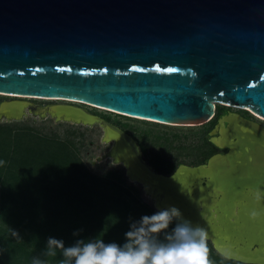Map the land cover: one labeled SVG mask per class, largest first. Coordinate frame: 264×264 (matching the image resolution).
<instances>
[{
  "label": "water",
  "instance_id": "1",
  "mask_svg": "<svg viewBox=\"0 0 264 264\" xmlns=\"http://www.w3.org/2000/svg\"><path fill=\"white\" fill-rule=\"evenodd\" d=\"M0 94L70 100L3 101L0 123L99 126L110 148L97 162L121 166L156 210L205 228L227 260L264 264L262 125L221 116L208 135L227 152L164 176L127 134L65 104L171 127L204 126L222 104L264 120V0H0Z\"/></svg>",
  "mask_w": 264,
  "mask_h": 264
},
{
  "label": "trees",
  "instance_id": "2",
  "mask_svg": "<svg viewBox=\"0 0 264 264\" xmlns=\"http://www.w3.org/2000/svg\"><path fill=\"white\" fill-rule=\"evenodd\" d=\"M227 113L223 110L220 114ZM218 119L206 124L209 132ZM207 137L203 139L208 150L202 156L208 160L217 149ZM0 161V264L44 259L49 237L62 239L65 246L94 238L122 244L130 217L138 220L155 212L135 190L125 187L123 170L104 176L88 171L68 137L51 138L28 128L0 124ZM147 164L164 176L182 165L159 153H151ZM9 230L18 232L19 240L12 238ZM77 230L82 231L73 235ZM208 245L212 264H240L225 260L209 241ZM62 259L59 253L47 258L48 264H60Z\"/></svg>",
  "mask_w": 264,
  "mask_h": 264
},
{
  "label": "rangeland",
  "instance_id": "3",
  "mask_svg": "<svg viewBox=\"0 0 264 264\" xmlns=\"http://www.w3.org/2000/svg\"><path fill=\"white\" fill-rule=\"evenodd\" d=\"M10 100L27 101L38 105L43 102H52L12 98L0 95V102ZM70 104L85 109L91 114L108 119L109 123L120 129L135 141L140 153L142 154V158L146 163H148V156H150L151 153H159L160 155L166 157L168 161L185 166L195 165L199 162L207 160V158L204 159L202 156L203 153H206L208 150L203 139L206 135L209 139V131L206 125L192 128L171 127L163 125L162 123L156 124L119 116L105 110L76 103ZM223 110L228 113L239 114L244 118L256 121L264 127V123L259 121L251 111L234 109L224 105H216V115L213 120L220 118L222 115L220 113ZM0 124H10L18 129L28 128L42 136L51 138L55 137L65 139L68 137L73 141L84 166L94 175L104 176L115 170L124 171L121 166L112 164L109 159L97 162V158L106 154L110 148L108 144L102 143L101 138L103 132L99 126H74L68 123H56L50 118L41 120L32 115H27L23 120L18 122H3ZM142 151H145V153ZM124 180L125 187L130 190H135L136 195L142 202H144L145 205L149 206L152 210L157 211L154 207L153 200L146 194L140 184L130 182L126 176L124 177ZM223 235L225 236V232ZM228 236V239H230L231 236Z\"/></svg>",
  "mask_w": 264,
  "mask_h": 264
},
{
  "label": "clouds",
  "instance_id": "4",
  "mask_svg": "<svg viewBox=\"0 0 264 264\" xmlns=\"http://www.w3.org/2000/svg\"><path fill=\"white\" fill-rule=\"evenodd\" d=\"M79 231L82 230L73 235ZM9 233L19 240L18 232L9 230ZM58 253L63 257L60 264H212L206 229L183 219L174 206L158 208L138 220L130 217L122 244L94 238L78 239L65 246L62 239L49 237L43 253L45 258L33 257L30 264H48L47 258H55ZM220 255L225 260L233 257L229 249Z\"/></svg>",
  "mask_w": 264,
  "mask_h": 264
},
{
  "label": "bare ground",
  "instance_id": "5",
  "mask_svg": "<svg viewBox=\"0 0 264 264\" xmlns=\"http://www.w3.org/2000/svg\"><path fill=\"white\" fill-rule=\"evenodd\" d=\"M1 96H6V97H12V98H22V99H30V100H41V101H59L61 99H47V98H38V97H23V96H13V95H5V94H0ZM61 101H70V100H61ZM72 102V101H71ZM74 102V101H73ZM79 103V102H77ZM224 106H226L225 104H222ZM234 109H239V110H248V109H243V108H236V107H232ZM259 121L264 123V120L257 117Z\"/></svg>",
  "mask_w": 264,
  "mask_h": 264
},
{
  "label": "flooded vegetation",
  "instance_id": "6",
  "mask_svg": "<svg viewBox=\"0 0 264 264\" xmlns=\"http://www.w3.org/2000/svg\"><path fill=\"white\" fill-rule=\"evenodd\" d=\"M11 101V100H10ZM3 102V101H2ZM1 103V102H0ZM60 103H63V102H57V101H52V102H43L42 104L38 105V104H33L34 107H39V108H44V107H47L48 105H52V104H60ZM70 104V103H69ZM227 151H219L217 150V152L215 154H225Z\"/></svg>",
  "mask_w": 264,
  "mask_h": 264
}]
</instances>
